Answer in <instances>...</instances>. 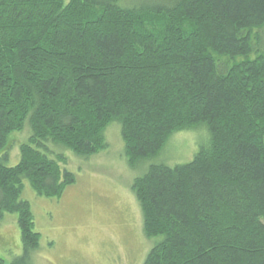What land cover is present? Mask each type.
<instances>
[{
	"label": "trees",
	"instance_id": "obj_1",
	"mask_svg": "<svg viewBox=\"0 0 264 264\" xmlns=\"http://www.w3.org/2000/svg\"><path fill=\"white\" fill-rule=\"evenodd\" d=\"M113 123L133 168L209 134L134 182L159 239L144 264H264V0H0V220L18 216L23 246L0 264L40 249L26 182L60 199L77 180L64 152H104Z\"/></svg>",
	"mask_w": 264,
	"mask_h": 264
},
{
	"label": "rangeland",
	"instance_id": "obj_2",
	"mask_svg": "<svg viewBox=\"0 0 264 264\" xmlns=\"http://www.w3.org/2000/svg\"><path fill=\"white\" fill-rule=\"evenodd\" d=\"M27 136H16L15 144L23 143ZM105 138L108 149L88 159L50 146L53 152H64L68 160L64 167L77 178L60 199L39 197L26 182L22 198L30 202L41 235L40 249L30 264H144L159 239L145 235L133 184L152 164L174 167L192 162L209 134L205 127L178 132L170 138L163 156L134 168L126 154L121 125L111 124ZM12 156L14 160L19 157L17 147ZM22 255L18 216L6 213L0 220V258L12 263Z\"/></svg>",
	"mask_w": 264,
	"mask_h": 264
}]
</instances>
